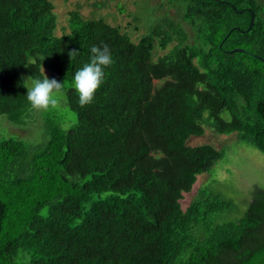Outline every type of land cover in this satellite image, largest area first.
<instances>
[{"label":"trees","instance_id":"trees-1","mask_svg":"<svg viewBox=\"0 0 264 264\" xmlns=\"http://www.w3.org/2000/svg\"><path fill=\"white\" fill-rule=\"evenodd\" d=\"M165 5L134 41L80 13L58 33L52 0H0V116L36 120L27 76L62 82L77 114L0 137V264H264V188L243 214L214 184L182 204L225 155L188 143L206 126L264 153V0ZM102 44L113 62L81 106L73 76Z\"/></svg>","mask_w":264,"mask_h":264},{"label":"rangeland","instance_id":"rangeland-1","mask_svg":"<svg viewBox=\"0 0 264 264\" xmlns=\"http://www.w3.org/2000/svg\"><path fill=\"white\" fill-rule=\"evenodd\" d=\"M57 16L58 33L72 28L71 14L80 13L87 18L103 19L111 25H119L134 41L148 32L150 26L165 12L168 6H161L163 0H52ZM175 15V9H169ZM159 53L163 52L159 50ZM48 74V72H47ZM31 76H27L30 85ZM66 86L71 87V83ZM58 103L53 106L64 127L70 128L77 122V114L66 104V90L62 87L57 95ZM37 110L36 120L26 124H15L6 116H0V137H18L28 142L39 141L42 136V114ZM192 146L210 143L225 150V155L206 173L198 175L194 189L184 193V207L196 196L201 188L214 184L223 194L232 198L243 214L252 200L256 187L264 188V153L254 146L240 141L237 133L217 134L211 127L205 133L192 136L188 142Z\"/></svg>","mask_w":264,"mask_h":264},{"label":"clouds","instance_id":"clouds-1","mask_svg":"<svg viewBox=\"0 0 264 264\" xmlns=\"http://www.w3.org/2000/svg\"><path fill=\"white\" fill-rule=\"evenodd\" d=\"M113 62L111 49L107 44L94 45L91 48V58L72 79V87L78 94L79 104L86 106L94 101L97 90L101 87L105 70ZM63 83L55 78H33L27 88V101L36 110H47L57 105V95Z\"/></svg>","mask_w":264,"mask_h":264},{"label":"water","instance_id":"water-1","mask_svg":"<svg viewBox=\"0 0 264 264\" xmlns=\"http://www.w3.org/2000/svg\"><path fill=\"white\" fill-rule=\"evenodd\" d=\"M255 18H256V15H255V12L253 11V17H252V21H251V25L250 27L247 29L248 31L251 29L252 25L254 24L255 22ZM234 29H232L231 31H233ZM230 35V33L226 36V38H228ZM246 50L244 48H235L232 50V52H245ZM259 60L263 61L264 62V58L262 56H258V55H255Z\"/></svg>","mask_w":264,"mask_h":264}]
</instances>
